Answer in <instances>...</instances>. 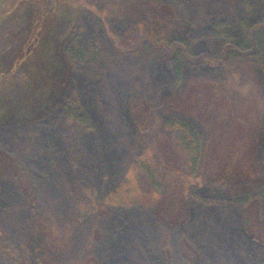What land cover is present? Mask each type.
<instances>
[{"label":"rangeland","instance_id":"374dc122","mask_svg":"<svg viewBox=\"0 0 264 264\" xmlns=\"http://www.w3.org/2000/svg\"><path fill=\"white\" fill-rule=\"evenodd\" d=\"M119 1L114 15L104 20L96 7L102 0H76L70 6L54 5L55 0L26 1L39 16L55 6L54 46L62 29L76 21L75 42L81 54L63 56L73 73L66 100L84 122L62 107L29 127L0 125L1 150L19 159L37 179L33 206L22 203L11 180L0 179V264H264V196L256 199V205L253 199L260 190L249 184L236 194L241 184H229L228 189L210 185L214 177L237 182L255 172L264 179V82L258 66L264 57V3ZM163 5L172 9L169 16L161 13ZM27 11L22 9L18 17L0 15V74L6 71L11 48L24 41ZM153 29L156 40L151 37ZM252 31H256L255 53L249 45ZM136 48L133 54L122 52ZM222 57L224 67L219 66ZM43 58L34 55L13 76L0 81V113L13 107L2 115L16 114V102L25 94L20 85L41 82L42 75L35 81L32 71ZM225 67L242 77L240 85L234 83L232 126L212 132L206 125L203 137L195 128L204 141L199 163L207 187L190 188L189 204L176 213H171L168 197L156 205L160 210L108 206L107 194L128 162L148 144H153L165 170L187 169L188 153L179 152L174 144L185 135L176 128H162L173 113H153V122L148 123L151 133L140 135L129 110L130 99L135 100L130 106L133 113L141 115L138 98L147 105L158 104L178 94L189 81L193 92H204L186 95L177 104L193 122L197 103L223 116L227 107L219 85L231 84ZM252 85L260 102L252 89L248 92ZM212 87L219 93L210 92ZM252 123L255 126L247 133ZM59 130L67 140L57 138Z\"/></svg>","mask_w":264,"mask_h":264},{"label":"trees","instance_id":"16d2710c","mask_svg":"<svg viewBox=\"0 0 264 264\" xmlns=\"http://www.w3.org/2000/svg\"><path fill=\"white\" fill-rule=\"evenodd\" d=\"M14 1H16V3H14ZM26 1L27 0H6L5 3L2 5L0 4V15H7L11 13L12 15L17 16L22 9H25L28 10L27 13L29 16L27 26L23 29L24 41L17 46V49L14 47L11 48V50L7 42L8 46L5 50L6 52L10 50V56L8 59L9 61L7 60L8 63L6 61L7 68L5 73L0 74V81L13 76L14 72L24 64H28L27 62L32 60L34 55L44 58L39 63L40 65H37V67L32 71L33 79L37 81L38 74H41L42 78L38 79L41 81L39 84L38 82H35L33 85L32 82H26L20 85L22 87V92L24 91L25 94L16 102L18 105L14 108L15 110H13L16 114L10 113V115H8V113L7 115H2L4 111L12 110L13 107H6L4 110H1L0 125L11 126L14 128L24 126L29 127L31 125H35L41 120L49 118L57 109L62 107L70 111L69 115L73 119L83 123V116L77 115V111L69 104V101L66 100L67 93L72 85L73 73L71 71V62L67 58L64 59L63 57L67 52H71L77 56L81 54V47L75 42L77 37V33H75L77 26L76 21H71L70 24H67L66 27L62 29L55 41V46L51 44V38L54 36L53 33L56 30V27H54L56 20L54 16V5L59 4V2H63L66 6H70L69 4L71 1L75 2L76 0H55V3L49 10L48 14L45 13L46 15L44 16L35 14L36 10H31V8L26 6ZM50 1L53 2V0ZM260 1L264 3V0ZM44 3L45 2H40V4ZM154 3L157 5L158 2L154 1ZM119 4V0H102L101 5H96V7L99 6L97 12L100 15V18L104 20L107 15H114V9L116 7V9H118ZM159 9L162 14L167 16L172 13V9L166 5L159 7ZM48 15L50 19L48 18ZM138 27H141V25L139 24ZM255 33L256 31H252L249 35V45L254 53L257 51ZM156 34V30H151V37L153 40H156ZM122 52L124 54H133L138 52V49L136 48L132 51L128 50L127 52ZM210 62L208 61L209 65H211ZM225 62V58L222 57L219 62V66L226 64ZM258 66L260 77L264 82V57H260ZM225 69L227 72V78L231 80V84L219 85L222 90L221 99L227 107L226 114L223 116H221L215 109L205 110L206 108H201L200 104L197 103V106H195L194 109L195 111L193 110V112H195L198 116L196 117L197 120L193 122V118L190 117L187 112L183 111L177 104L178 100L180 98H184L186 95L199 96L198 93L204 92L201 91V89H194L193 92L191 89L192 85H189V81L184 82L183 87L181 88L182 91H179L178 94H176L177 96L175 95L167 99H163L161 103L159 102L158 104L147 105L142 102L140 98H138L139 101H137L136 104L139 110L143 112L141 115L133 113L135 110H133L130 106L135 102V100L130 99L129 110L131 111L133 124L135 128L138 129L140 135H145V132L151 133L148 123L153 122V119H151V115L153 113L159 114L162 110H167V112L173 113L167 118V122L163 124L162 128L165 130H172L176 128V131L181 132L182 136L185 135L184 139H181L180 142H175L174 144L175 148L179 152L188 153V156H186L187 169L171 167L169 170H165L153 144H148L136 153V155L128 162L119 181L107 194L105 203L108 206H142L154 208L156 205H161L162 200H165L164 198L168 197L171 202V213H176L182 211V208L189 204L188 193L190 188L195 186L207 187L208 179L205 180L202 169L203 167L199 163V158L204 151V141L202 142L200 140V136H202L201 133L202 131L204 132L206 125H209L208 129L212 130V132L218 127H223V129L231 128L232 120L230 113L237 91V87L234 83H237L236 85L238 86L242 82V77L239 71L229 70L226 67ZM24 85H26V88L23 87ZM248 89L250 94L251 89L253 90V85ZM210 92H215V94L219 93H217L213 87L210 88ZM253 92L255 101L260 102L258 101V96L255 94L254 90ZM144 125H147V128H145ZM252 125L255 126V123L247 126V133L252 131ZM195 128L199 129L200 136L197 134ZM56 134L59 140H67L66 134L60 132V130L57 131ZM51 142L52 141L47 143L49 150L54 149ZM256 174L257 172H255L250 179L240 177V180L237 182H231V179L229 181V179H223L221 177H217L218 179H215L214 177L211 179L212 184L210 185L212 187L228 189L230 188L229 184H241L238 188L240 190L238 192L235 191V193L242 194L241 190L246 185L255 184V190L259 189L261 192L260 195L253 196L254 205H256V199L264 196V179L257 178L258 174L257 176ZM24 175L28 177L27 182L22 180ZM0 179L11 180L16 185L22 197V203L30 206L35 204V191L37 187L36 177L29 174V172L23 168L19 159L10 157L7 153L2 151L1 148ZM141 180L146 183V186L141 185ZM25 183L27 184V188L24 187ZM158 207H156V209L160 210ZM176 219V217L171 218L172 221ZM250 235L251 239L259 240L256 235Z\"/></svg>","mask_w":264,"mask_h":264}]
</instances>
